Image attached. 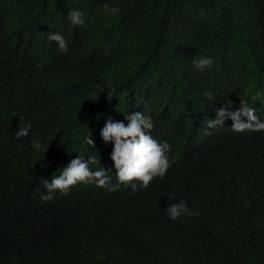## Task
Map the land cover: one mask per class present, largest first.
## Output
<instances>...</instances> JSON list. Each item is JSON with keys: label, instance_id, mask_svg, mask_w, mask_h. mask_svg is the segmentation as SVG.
Wrapping results in <instances>:
<instances>
[{"label": "trees", "instance_id": "trees-1", "mask_svg": "<svg viewBox=\"0 0 264 264\" xmlns=\"http://www.w3.org/2000/svg\"><path fill=\"white\" fill-rule=\"evenodd\" d=\"M72 9L88 22L73 25ZM200 55L215 60L203 72ZM241 101L264 119V0H0V264H264V131L206 123ZM129 111L171 145L166 175L41 201L77 153L111 166L100 130ZM172 198L198 215L170 219Z\"/></svg>", "mask_w": 264, "mask_h": 264}, {"label": "clouds", "instance_id": "clouds-1", "mask_svg": "<svg viewBox=\"0 0 264 264\" xmlns=\"http://www.w3.org/2000/svg\"><path fill=\"white\" fill-rule=\"evenodd\" d=\"M105 11L115 16L120 12V8L115 5L105 4ZM68 16L73 25H85L88 14L79 9H72ZM90 19V18H89ZM47 39L54 41L58 49L67 52L68 41L59 32H48ZM215 63L212 56L200 55L194 59L193 65L201 72L210 68ZM116 97L115 88L109 86L105 95L106 100ZM204 96L209 100L213 99L211 92H205ZM123 120L113 119L111 116L105 121L100 130V136L105 143L111 142V152L109 158L112 162L109 167H98L93 169L92 164L96 163L95 156L85 157L83 153H77L65 166L61 167L58 175L51 179L44 180L46 192L40 195V200L51 201L57 195L65 194L70 191L71 186L78 183L93 184L97 187L107 188L115 191L120 184H129L133 192L150 186L154 178H163L174 160L170 159L169 153L171 145L167 141L159 140L153 135L156 127L153 116L142 111H129L123 115ZM230 118L232 129L236 132L244 131H264V119L256 115L255 108L248 105L247 101H241L237 108L229 109L227 102L215 108L213 118L207 119L209 129L223 126L225 120ZM32 128L31 121H28L15 132V138L27 137ZM87 143L94 145L90 134L87 136ZM32 146L35 150L42 151L46 148L39 139H33ZM115 170L117 183L113 184V176L109 173ZM138 182V183H137ZM173 202L168 203L164 208L170 219L176 220L184 215H198L188 206L185 199L172 198Z\"/></svg>", "mask_w": 264, "mask_h": 264}]
</instances>
